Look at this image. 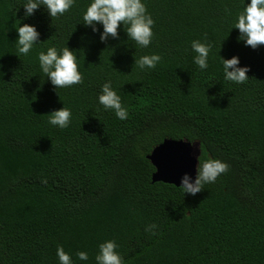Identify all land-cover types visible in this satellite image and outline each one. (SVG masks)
Masks as SVG:
<instances>
[{"label":"trees","instance_id":"obj_1","mask_svg":"<svg viewBox=\"0 0 264 264\" xmlns=\"http://www.w3.org/2000/svg\"><path fill=\"white\" fill-rule=\"evenodd\" d=\"M22 3L0 0V264H58L57 246L95 264L105 240L125 264H264V46L252 52L231 30L241 0H145L155 21L147 49L123 30L101 43L99 25L93 34L78 24L88 0L51 20L44 9L22 19ZM18 20L40 33L28 56L17 53ZM192 40L213 44L206 71ZM65 44L84 82L56 94L38 53ZM153 53L154 70L135 67ZM217 53L239 57L248 81H225ZM108 80L125 121L97 102ZM63 106L72 122L59 129L47 115ZM164 139L199 141V160L229 170L195 196L152 182L148 156ZM153 223L155 236L145 232Z\"/></svg>","mask_w":264,"mask_h":264},{"label":"clouds","instance_id":"obj_2","mask_svg":"<svg viewBox=\"0 0 264 264\" xmlns=\"http://www.w3.org/2000/svg\"><path fill=\"white\" fill-rule=\"evenodd\" d=\"M77 3V0H23V18L28 19L39 9H44L51 19H59L69 12ZM242 10L236 14L235 22L232 29L239 32L238 40L243 42L245 47L257 49L258 46H264V0H241ZM84 27L91 29L93 34L98 32L97 25L102 28L99 32V40L105 43L109 39H118V30H123L130 40L140 49H147L153 41V27L155 21L148 12L145 0H88L87 7L81 16ZM15 31L17 39V53L20 56H28L34 47L40 43V33L35 25L21 23L16 21ZM50 39V38H49ZM213 44L192 40L190 50L192 62L200 71H206L209 68V56L212 52ZM218 55V53H217ZM222 66L223 77L225 81L241 85L248 81L246 75L250 69L247 66H241L239 57L233 56L224 59L218 55ZM162 57L159 54L142 55L134 60V65L140 71L154 70L161 62ZM40 71L53 86L57 94V89L71 88L76 85H82L84 78L79 71V61L75 51L66 47L57 49L55 46L48 47L46 51L38 53ZM2 74V73H0ZM97 102L104 111H111L115 117L121 121L128 119V108L122 103L121 96L113 87L110 80L104 82L100 87L97 95ZM48 123L59 129H66L72 122L71 109L61 107L47 115ZM182 140V139H181ZM178 141V140H173ZM187 141V140H184ZM190 142V141H188ZM199 143L200 155L198 156V166L194 180L187 174L181 177L180 187L184 194L195 196L204 189L205 185L214 184L219 176L229 170V165L219 159L199 160L201 156V147L199 141L190 142ZM164 144L158 146L156 154L162 151ZM153 151V150H152ZM152 153V152H151ZM151 155V154H150ZM149 155V156H150ZM148 156V159H149ZM151 162V160L149 159ZM155 172L152 174V182L156 181L158 176L153 180V175L157 171L163 172L160 164L155 162ZM45 182L46 181H42ZM167 184V183H165ZM171 185V184H169ZM145 232L151 236L158 235V225L153 223L145 227ZM119 245L115 240H105L98 245V251L94 257L95 264H125L121 254L117 251ZM78 261L87 264L89 254L86 251H79L76 254ZM56 258L58 264H75L72 255L66 252L63 246H57Z\"/></svg>","mask_w":264,"mask_h":264},{"label":"water","instance_id":"obj_3","mask_svg":"<svg viewBox=\"0 0 264 264\" xmlns=\"http://www.w3.org/2000/svg\"><path fill=\"white\" fill-rule=\"evenodd\" d=\"M160 166L163 172L159 171L153 175V180L158 176V182L171 184L180 187L181 177L187 174L193 180L198 166V156L200 155L199 143L190 144L184 140H166L164 144ZM155 150L152 151L149 159L155 165Z\"/></svg>","mask_w":264,"mask_h":264},{"label":"rangeland","instance_id":"obj_4","mask_svg":"<svg viewBox=\"0 0 264 264\" xmlns=\"http://www.w3.org/2000/svg\"><path fill=\"white\" fill-rule=\"evenodd\" d=\"M166 140H171V139H164L161 143H160V145H163V144H165V141ZM160 145H158V146H160ZM157 146V147H158ZM157 147H155L154 149H156ZM153 149V150H154ZM163 152H165V151H159L158 153H157V155H156V157H155V162L157 163V164H160V159H161V157H162V153Z\"/></svg>","mask_w":264,"mask_h":264}]
</instances>
